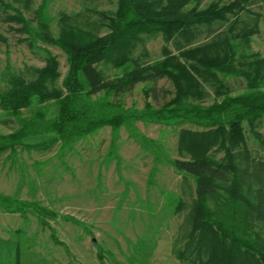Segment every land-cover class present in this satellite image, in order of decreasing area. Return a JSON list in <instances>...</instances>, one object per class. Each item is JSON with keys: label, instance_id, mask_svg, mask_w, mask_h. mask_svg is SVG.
<instances>
[{"label": "rangeland", "instance_id": "1", "mask_svg": "<svg viewBox=\"0 0 264 264\" xmlns=\"http://www.w3.org/2000/svg\"><path fill=\"white\" fill-rule=\"evenodd\" d=\"M231 1L202 0L199 8ZM0 2L9 7L0 5V91L6 87L7 74L25 81L33 79L44 66L46 52L57 63L53 87L61 89L67 70L64 53L41 43L11 20L18 12L34 28V11L40 0ZM116 2L50 0L45 8L49 32L57 37L64 20L84 33L102 36L107 29L100 14H113ZM224 17L197 27L187 38H174L168 50L177 55L184 47L225 38L234 51V69L248 72L246 65L264 60V0H245L241 11ZM243 34H247L245 38ZM162 45L158 34L142 36L131 59L140 65L159 62ZM96 67L105 81L120 74L103 62ZM218 79L230 96L247 92V78L243 76L218 75ZM201 84L205 97L191 102L206 106L214 100L213 87ZM257 90L264 91V67ZM173 92L171 83L161 79L136 83L115 95L105 91L85 94L81 104L97 114L133 113L137 118L124 120L117 130L103 126L67 141L55 139L51 144L53 134L37 133L25 138L23 147L1 152L0 264H99L97 254L104 264L203 262L204 251L185 245L189 227L183 220L194 201V178L172 166L173 160L190 159L185 151H179L180 131L203 129L181 119L155 122L141 115L164 107ZM36 112L42 113L44 120H52L56 107L53 101H46L20 109L17 116L0 109V137L15 132L19 119L28 120ZM241 127L243 144L236 149L240 165L259 163L264 175V117L249 124L242 122ZM206 155L222 157L216 146ZM225 196L218 190L217 197L207 201L208 207L214 209ZM178 202L181 210L175 212ZM23 203L52 211L57 217L44 218L42 224L32 207L16 210ZM262 238L264 241V233ZM233 264L255 263L238 249Z\"/></svg>", "mask_w": 264, "mask_h": 264}, {"label": "trees", "instance_id": "2", "mask_svg": "<svg viewBox=\"0 0 264 264\" xmlns=\"http://www.w3.org/2000/svg\"><path fill=\"white\" fill-rule=\"evenodd\" d=\"M49 1L40 0L34 11V28H30L29 22L18 12L11 20L41 43L56 46L64 53L67 70L61 89L53 87L58 76L57 63L54 56L46 52L44 66L33 79L25 81L6 75V87L0 91V109L17 116L20 109L53 101L56 116L44 120L42 113L36 112L28 120L19 119L15 132L0 137V153L23 147V140L37 133L53 134L51 144L55 139L67 141L103 126L117 130L124 120L137 116L133 113L97 114L81 104V96L99 91L115 95L136 83L168 80L173 97L157 111L141 115L155 122L181 119L203 129L201 132L180 131L179 151H185L190 159L172 161L176 171L194 178V201L183 220L184 226L189 227L185 245L195 246L206 254L204 261L197 264H233L238 249L250 255L255 264H264V175L259 163L246 161L245 165H240V156L236 153L243 144L242 122L249 124L264 117V91L257 90L264 60L246 65L249 73L236 71L234 51L225 38L184 47L177 55L167 48L174 38H187L197 27L222 21L225 15L241 11L245 0H233L222 6L210 3L201 9L202 0H117L113 14H100L105 21L106 34L84 33L61 20L62 28L57 37L50 34L45 15ZM0 5L9 8L1 2ZM155 34L160 35L163 43L162 59L151 65L134 62L131 55L135 45L142 36ZM246 35L243 34V38ZM100 62L120 70V74L105 81L96 67ZM218 75L247 78V92L230 96ZM201 83L213 87L214 100L206 106L191 102L205 97ZM215 146L222 153L220 159L206 155ZM218 190L226 196L211 209L207 201L214 200ZM25 205L35 210L42 224H45L44 218L57 217L52 211L33 204H18L16 210ZM180 208L178 202L175 212ZM97 257L99 264H104L101 255Z\"/></svg>", "mask_w": 264, "mask_h": 264}]
</instances>
